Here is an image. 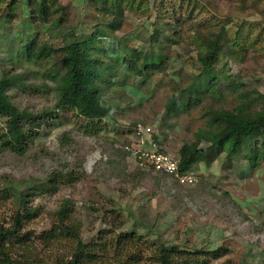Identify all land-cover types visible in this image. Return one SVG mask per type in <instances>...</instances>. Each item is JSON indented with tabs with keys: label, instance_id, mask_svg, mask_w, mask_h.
<instances>
[{
	"label": "rangeland",
	"instance_id": "obj_1",
	"mask_svg": "<svg viewBox=\"0 0 264 264\" xmlns=\"http://www.w3.org/2000/svg\"><path fill=\"white\" fill-rule=\"evenodd\" d=\"M118 1L124 14L114 32L113 18L99 11L112 0H0V77L20 76L24 83L8 91L13 103L38 113L53 110L57 102L52 76L63 72L64 54L37 63L27 56V43L59 51L102 31L106 36L99 37L97 47L106 52L98 54L113 70L101 92L115 106L95 122L74 111L57 112L22 154L1 146L7 125L0 118V225L9 226L26 205L36 208L40 212L25 231L33 236L38 255L67 257L74 248L71 239L59 238L54 247L53 240L46 244L42 237L59 227L56 213L69 201V217L80 224L86 243L100 234L108 240L128 234L135 238L124 245L125 255L164 244L202 251L207 264H264V161L252 167L244 156L211 150L189 172L194 182L184 185L142 166L128 150L156 148L180 161L183 145L207 128L210 107L260 111L264 0ZM222 29L225 52L208 76L193 83L201 71L192 43L197 30ZM121 46L143 51L137 60L142 69L153 61L165 66L134 77L123 64L127 55ZM198 93L204 95L201 104L169 112ZM139 126L152 131L140 139ZM53 174L55 191L48 183ZM121 252L109 250L93 264H151L146 256L120 260Z\"/></svg>",
	"mask_w": 264,
	"mask_h": 264
},
{
	"label": "trees",
	"instance_id": "obj_2",
	"mask_svg": "<svg viewBox=\"0 0 264 264\" xmlns=\"http://www.w3.org/2000/svg\"><path fill=\"white\" fill-rule=\"evenodd\" d=\"M111 4L110 7L102 5L99 11L113 18L110 28L115 32L120 27L124 6L118 0H112ZM42 6L43 8L46 6L45 2H42ZM45 9L42 15H47ZM224 33V29L218 33L210 30L202 33L197 30L192 43L197 48L201 71L194 78L193 83L208 76L211 69L219 62L227 43ZM103 34L102 31H98L86 40L72 42L59 51L46 45L39 46L34 40L27 43V56L37 63L48 62L55 53L64 54L61 58L63 72L52 76L56 83L57 102L53 110L38 113L22 110L12 102L8 93L12 87L24 84L22 78L7 75L0 77V118L5 119L7 125L2 135V147L18 154L24 153L29 143L38 135V130L43 127V124L52 120L59 111H74L86 120L95 122L103 120L115 110V106L104 100L101 92L108 78L111 79L108 73L113 70L107 63L101 61L98 54L106 52L104 48L97 47L99 37L106 36ZM154 41L158 43L159 39L155 38ZM233 44L237 46V41ZM121 47L127 55L123 64L128 66L134 77H142L146 72L160 71L165 66L163 62L153 61L142 69L137 60L142 57L143 51H132L127 47ZM203 98L204 95L199 93L190 96L188 99L179 101L177 106L169 112L197 106L204 101ZM206 116L207 128L199 130L195 142L184 144L180 150L181 173L190 172L195 165L207 158L211 150L226 153L229 157L244 156L252 167L264 161V104L260 111L254 113H234L210 107ZM202 143H206L207 148L202 147ZM56 177L57 174H53L48 178L51 191L57 188ZM69 211V201H65L56 213L59 227H53L49 233H43L42 237L46 244L53 240L54 247L59 242V238L71 239L74 248L69 256H56L54 259L51 255L46 258L38 255L32 243L33 236L25 231V226L40 211L26 205L17 210L9 226L0 225V264H93L101 262L106 258L108 251L113 249L122 251L117 257L120 260L125 257L137 262L146 256L151 264H207V261L202 258V251L183 250L177 245L167 247L159 244L146 253L140 250L139 254H136L133 250L132 253L125 255L126 246L124 245L135 238V235L119 234L108 240L107 235L100 234L96 240L86 243L81 238L80 224L71 221Z\"/></svg>",
	"mask_w": 264,
	"mask_h": 264
},
{
	"label": "built area",
	"instance_id": "obj_3",
	"mask_svg": "<svg viewBox=\"0 0 264 264\" xmlns=\"http://www.w3.org/2000/svg\"><path fill=\"white\" fill-rule=\"evenodd\" d=\"M151 131L150 127L144 128L139 126L135 129L136 136L140 139L150 134ZM128 150L141 161L142 166H148L161 174L174 177L179 183L184 185L194 182L193 174L189 172L181 173L179 169V160L166 152H162L156 148L144 150L136 148V146L129 147Z\"/></svg>",
	"mask_w": 264,
	"mask_h": 264
}]
</instances>
